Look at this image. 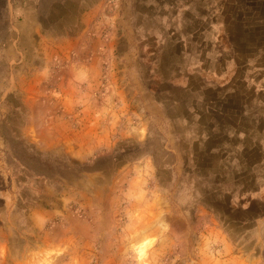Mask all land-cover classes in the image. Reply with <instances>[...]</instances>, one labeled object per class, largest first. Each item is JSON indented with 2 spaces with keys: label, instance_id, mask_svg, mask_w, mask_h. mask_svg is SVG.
<instances>
[{
  "label": "rangeland",
  "instance_id": "374dc122",
  "mask_svg": "<svg viewBox=\"0 0 264 264\" xmlns=\"http://www.w3.org/2000/svg\"><path fill=\"white\" fill-rule=\"evenodd\" d=\"M0 264H264V0H0Z\"/></svg>",
  "mask_w": 264,
  "mask_h": 264
},
{
  "label": "bare ground",
  "instance_id": "6f19581e",
  "mask_svg": "<svg viewBox=\"0 0 264 264\" xmlns=\"http://www.w3.org/2000/svg\"><path fill=\"white\" fill-rule=\"evenodd\" d=\"M148 244H149V242H147V241H142L140 244H139V255H141V256H143L144 254H145V252H146V249H147V247H148Z\"/></svg>",
  "mask_w": 264,
  "mask_h": 264
}]
</instances>
